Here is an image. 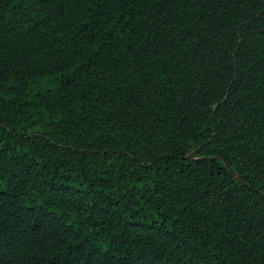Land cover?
I'll use <instances>...</instances> for the list:
<instances>
[{
  "label": "trees",
  "instance_id": "trees-1",
  "mask_svg": "<svg viewBox=\"0 0 264 264\" xmlns=\"http://www.w3.org/2000/svg\"><path fill=\"white\" fill-rule=\"evenodd\" d=\"M0 264H264V0H0Z\"/></svg>",
  "mask_w": 264,
  "mask_h": 264
},
{
  "label": "water",
  "instance_id": "water-1",
  "mask_svg": "<svg viewBox=\"0 0 264 264\" xmlns=\"http://www.w3.org/2000/svg\"><path fill=\"white\" fill-rule=\"evenodd\" d=\"M212 159L215 160V159H217V158H212ZM218 159H219V158H218ZM225 166H226V168H228V170L230 171V173H231L232 175H234V171H232L228 165H225Z\"/></svg>",
  "mask_w": 264,
  "mask_h": 264
}]
</instances>
